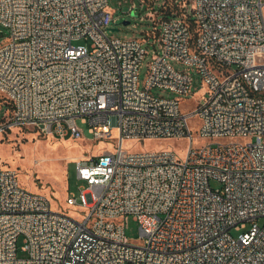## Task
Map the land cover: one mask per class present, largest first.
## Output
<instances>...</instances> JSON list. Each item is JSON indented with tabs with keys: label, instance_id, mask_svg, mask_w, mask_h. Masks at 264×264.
I'll use <instances>...</instances> for the list:
<instances>
[{
	"label": "built area",
	"instance_id": "2783aa9c",
	"mask_svg": "<svg viewBox=\"0 0 264 264\" xmlns=\"http://www.w3.org/2000/svg\"><path fill=\"white\" fill-rule=\"evenodd\" d=\"M154 13L145 37L121 39L108 35V0H0V134L83 138L79 118L106 144L74 162L72 212L0 163V264H264V0H162ZM190 68L206 96L184 111ZM145 138L184 140L185 153L124 145Z\"/></svg>",
	"mask_w": 264,
	"mask_h": 264
},
{
	"label": "rangeland",
	"instance_id": "374dc122",
	"mask_svg": "<svg viewBox=\"0 0 264 264\" xmlns=\"http://www.w3.org/2000/svg\"><path fill=\"white\" fill-rule=\"evenodd\" d=\"M162 0H154L152 5L142 9L141 0H108V8L113 14V21L109 25L108 35L121 39H133L145 37V31L151 30L154 26L156 14ZM134 5V8H132ZM132 8V9H131ZM124 21L126 23H124ZM111 28H116L112 30ZM6 29L0 25V42L6 35ZM80 42H85L83 39ZM88 44V42H86ZM146 54L138 69V84L143 86L147 74L148 62L154 56L153 50L158 47L157 42L150 37L143 43ZM175 68H183L178 62L171 61ZM234 67V66H232ZM191 69L193 82L190 95L181 100V108L186 111L197 101L201 102L206 96V90L200 76ZM151 92L155 95L172 97L175 94L165 89L153 87ZM8 109L4 99L0 96V120ZM77 126L82 130L83 138H71L70 136L61 139L46 136L35 131L33 128H13L0 134V163L3 166L16 171L18 181L24 188L45 194L49 197L52 208L59 206L69 212L75 207L65 204L68 194H78V187L84 184L79 180L74 168V162L88 156H94L106 146L104 142L90 139L88 124L76 119ZM199 119L193 117L190 120L192 133L195 135ZM115 132L113 131V136ZM126 148L135 151L155 150L157 148H169L175 150L178 156L183 157L186 142L178 138H145L143 142L126 140ZM72 146V147H71ZM56 149V150H55ZM211 186H217L211 181ZM67 206V207H66ZM75 214V210L73 211ZM124 232L129 241L139 240V224L132 215L127 214L123 219ZM231 234L236 236L238 231L231 229ZM18 255L25 253L20 249L22 236L16 240Z\"/></svg>",
	"mask_w": 264,
	"mask_h": 264
},
{
	"label": "water",
	"instance_id": "95a60500",
	"mask_svg": "<svg viewBox=\"0 0 264 264\" xmlns=\"http://www.w3.org/2000/svg\"><path fill=\"white\" fill-rule=\"evenodd\" d=\"M144 9V8H143ZM124 23H126L125 21H124ZM112 30H115L116 28H111Z\"/></svg>",
	"mask_w": 264,
	"mask_h": 264
},
{
	"label": "bare ground",
	"instance_id": "6f19581e",
	"mask_svg": "<svg viewBox=\"0 0 264 264\" xmlns=\"http://www.w3.org/2000/svg\"><path fill=\"white\" fill-rule=\"evenodd\" d=\"M72 147V146H71ZM56 150V149H55Z\"/></svg>",
	"mask_w": 264,
	"mask_h": 264
}]
</instances>
